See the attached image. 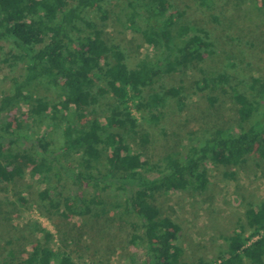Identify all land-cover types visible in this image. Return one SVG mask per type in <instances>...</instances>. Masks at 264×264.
<instances>
[{
    "label": "trees",
    "instance_id": "obj_1",
    "mask_svg": "<svg viewBox=\"0 0 264 264\" xmlns=\"http://www.w3.org/2000/svg\"><path fill=\"white\" fill-rule=\"evenodd\" d=\"M108 1L112 0H0V43L10 42L14 48L9 52L11 59L25 67L22 78L15 80L14 92L1 98L0 115L21 102L30 103L29 89L35 84L60 92L56 101L36 98L30 109L32 116L51 120L60 134L59 143L46 134L37 139L20 134L11 123L3 126L0 182L18 184L27 174L33 179L56 180L54 188L39 196L49 202L51 210L64 207L69 216L94 215L97 209L103 214L110 209L122 212L130 219L132 245L144 241L140 234L144 229L163 249L160 255L152 245L141 248L140 264H214L202 259L186 261L184 249L177 244L181 226L154 200L160 193L207 191V161L231 168L253 154L264 160V79L252 80L251 96L232 89L238 132L219 129L185 157L169 155L160 169L150 167L131 151L130 139L139 127L136 113L160 112L168 96L178 98L182 109L184 98L180 89L149 97L145 91L158 78L201 62L212 52L213 43L197 23L181 21L185 11L172 12L171 0H124L130 10L128 27L141 31L145 43L157 53L155 60L145 58L130 68L122 47L108 42L87 18L96 11L106 20L104 4ZM200 5L207 7L208 3L201 0ZM139 19L142 29L137 25ZM231 80L230 74L219 73L204 77L197 88L216 92L208 97L213 106L219 101L218 93L232 87ZM103 100L104 122L90 118L89 109ZM142 141L148 143L149 136L144 135ZM63 153L78 156L73 166L63 164ZM68 181L72 188L64 195L59 188ZM112 191L123 194L124 201L107 202L105 196ZM43 231L49 243L52 236ZM227 241L219 264H264V202L246 210L245 224ZM10 256L2 264H76L67 252L58 253L42 243L25 256L17 258L13 252Z\"/></svg>",
    "mask_w": 264,
    "mask_h": 264
},
{
    "label": "rangeland",
    "instance_id": "obj_2",
    "mask_svg": "<svg viewBox=\"0 0 264 264\" xmlns=\"http://www.w3.org/2000/svg\"><path fill=\"white\" fill-rule=\"evenodd\" d=\"M200 1L171 0L172 12L185 11L181 21L197 23L206 30L213 43L212 52L185 70L158 78L155 85L145 91V96L149 97L180 89L184 107L180 109L178 98L168 96L160 112L136 113L139 127L130 139L131 151L139 154L150 167L160 169L169 155L185 157L192 147L219 129L238 132L232 89L251 96L252 80L264 79V0H206L209 7L201 6ZM104 8L108 12L106 20L96 11L89 12L87 18L103 31L108 42L122 47L128 66L135 68L145 58L155 60L157 53L145 43L141 31L128 27L130 10L126 1H108ZM137 25L142 29L143 20L139 19ZM0 46L3 47L0 49L1 100L3 95L14 92L15 80L22 78L25 67L11 59L9 52L14 48L10 42L0 43ZM219 73L232 76V87H225L227 93L219 92V101L212 106L208 97L216 92H200L197 83ZM29 92L33 98L30 103L21 102L0 115V131L3 133V126L11 123L13 130L20 134L33 139L46 134L59 143L60 134L51 120H40L30 112L36 98L56 101L59 90L35 84ZM89 111L90 118L104 122L105 100ZM144 135L149 136L148 143H143ZM77 157L71 153L61 155L66 166H73ZM204 167L209 176L207 191L160 193L154 201L181 226L177 244L184 249L186 261L196 263L202 259L219 264L220 256L228 247L227 238L239 225L245 224L246 210L264 202V160L253 154L236 167L217 166L211 161ZM55 185L56 180L33 179L29 174L18 184L0 182V264L11 260L10 252L19 258L41 243L51 245L58 253L67 252L76 264H140L144 255L141 248L151 245L156 253H163L161 246L144 229L140 232L144 241L132 245L130 219L110 209L111 206L106 214L97 209L94 215L82 217L69 216L64 207L61 211L51 210L49 202L42 201L39 195ZM71 188L68 181L59 191L66 195ZM105 200L122 203L124 197L112 191ZM43 230L52 236L49 243Z\"/></svg>",
    "mask_w": 264,
    "mask_h": 264
}]
</instances>
